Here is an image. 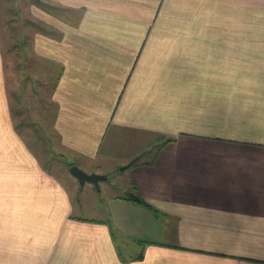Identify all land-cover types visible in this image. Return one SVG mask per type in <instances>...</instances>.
Instances as JSON below:
<instances>
[{"label": "crops", "instance_id": "1", "mask_svg": "<svg viewBox=\"0 0 264 264\" xmlns=\"http://www.w3.org/2000/svg\"><path fill=\"white\" fill-rule=\"evenodd\" d=\"M38 1L64 154L142 138L127 167L146 204L115 197L135 222L124 240L76 215L15 120L0 0V264H264V0ZM160 134L174 140L156 147Z\"/></svg>", "mask_w": 264, "mask_h": 264}, {"label": "rangeland", "instance_id": "2", "mask_svg": "<svg viewBox=\"0 0 264 264\" xmlns=\"http://www.w3.org/2000/svg\"><path fill=\"white\" fill-rule=\"evenodd\" d=\"M34 2L49 12L48 1L39 4L38 0H10L9 33L3 35L5 38L1 40L9 63L6 72L9 75L7 77L15 120L22 126L27 143L39 159L69 187L75 201L76 215L103 220L112 228L117 239H128L129 229L135 222L130 216L117 214L118 201L115 197L129 192L137 193L133 187L130 167H122L131 162L128 160L130 157L135 158L141 152L142 138L135 137L131 132L120 135L111 132L96 157L82 153H77L76 157L64 154L60 145L61 138L50 126L55 109L49 101L54 79L52 81L50 76L46 79L48 74L38 73L50 68V65L35 55V32L39 27L42 30L49 29L50 16L46 14V19L42 17L43 24L35 25L33 21L39 14L32 9ZM3 27L6 29L5 25ZM151 138L155 140L153 145L157 147L161 144L159 141L166 136L160 134ZM154 150L155 147L150 152H143L140 160H153ZM72 163L86 172L105 174L107 178L100 180L99 186L90 181L81 185L79 179L70 173Z\"/></svg>", "mask_w": 264, "mask_h": 264}, {"label": "water", "instance_id": "3", "mask_svg": "<svg viewBox=\"0 0 264 264\" xmlns=\"http://www.w3.org/2000/svg\"><path fill=\"white\" fill-rule=\"evenodd\" d=\"M127 166L128 165L123 166L122 169H125ZM70 172L79 179L81 185H84L87 181H90V182L95 183L97 186H99L100 180L107 178L105 174H99L95 172H92V173L86 172L84 169H82L77 164H73L70 167Z\"/></svg>", "mask_w": 264, "mask_h": 264}, {"label": "trees", "instance_id": "4", "mask_svg": "<svg viewBox=\"0 0 264 264\" xmlns=\"http://www.w3.org/2000/svg\"><path fill=\"white\" fill-rule=\"evenodd\" d=\"M173 140H174V138H172V137H166L164 143L166 144V143L173 141ZM73 164L74 163H72L71 165H73ZM123 197L126 199H129V200H133V201H136L139 203L146 204V201L144 200V198L141 197V195L138 193L129 192V193L125 194Z\"/></svg>", "mask_w": 264, "mask_h": 264}]
</instances>
